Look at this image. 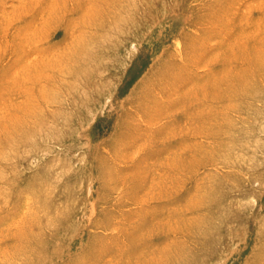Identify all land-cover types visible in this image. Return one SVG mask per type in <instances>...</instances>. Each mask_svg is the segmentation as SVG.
Wrapping results in <instances>:
<instances>
[{
    "label": "rangeland",
    "instance_id": "374dc122",
    "mask_svg": "<svg viewBox=\"0 0 264 264\" xmlns=\"http://www.w3.org/2000/svg\"><path fill=\"white\" fill-rule=\"evenodd\" d=\"M0 264H264V0H0Z\"/></svg>",
    "mask_w": 264,
    "mask_h": 264
},
{
    "label": "bare ground",
    "instance_id": "6f19581e",
    "mask_svg": "<svg viewBox=\"0 0 264 264\" xmlns=\"http://www.w3.org/2000/svg\"><path fill=\"white\" fill-rule=\"evenodd\" d=\"M51 143V142H50ZM52 147V146H51Z\"/></svg>",
    "mask_w": 264,
    "mask_h": 264
}]
</instances>
